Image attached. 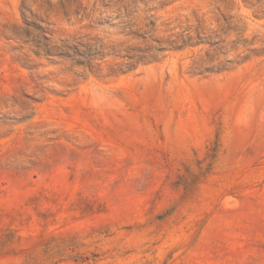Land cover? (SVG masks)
Segmentation results:
<instances>
[{
  "label": "rangeland",
  "instance_id": "374dc122",
  "mask_svg": "<svg viewBox=\"0 0 264 264\" xmlns=\"http://www.w3.org/2000/svg\"><path fill=\"white\" fill-rule=\"evenodd\" d=\"M0 264H264V0H0Z\"/></svg>",
  "mask_w": 264,
  "mask_h": 264
}]
</instances>
